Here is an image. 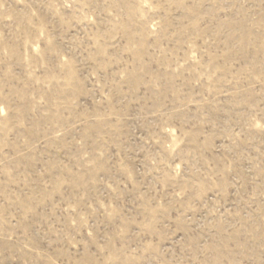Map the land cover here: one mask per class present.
Listing matches in <instances>:
<instances>
[{"label":"rangeland","instance_id":"obj_1","mask_svg":"<svg viewBox=\"0 0 264 264\" xmlns=\"http://www.w3.org/2000/svg\"><path fill=\"white\" fill-rule=\"evenodd\" d=\"M0 264H264V0H0Z\"/></svg>","mask_w":264,"mask_h":264}]
</instances>
